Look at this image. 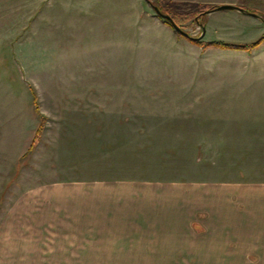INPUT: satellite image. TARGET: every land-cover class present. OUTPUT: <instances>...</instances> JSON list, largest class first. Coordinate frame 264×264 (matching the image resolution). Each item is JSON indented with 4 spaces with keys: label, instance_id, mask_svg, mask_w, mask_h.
I'll return each instance as SVG.
<instances>
[{
    "label": "rangeland",
    "instance_id": "374dc122",
    "mask_svg": "<svg viewBox=\"0 0 264 264\" xmlns=\"http://www.w3.org/2000/svg\"><path fill=\"white\" fill-rule=\"evenodd\" d=\"M223 4L263 18L206 8L181 30L260 45L204 48L152 8ZM141 182L193 191L161 252L112 242L97 202ZM252 211L262 228L264 0H0V264H264L238 244Z\"/></svg>",
    "mask_w": 264,
    "mask_h": 264
},
{
    "label": "crops",
    "instance_id": "0c3cea01",
    "mask_svg": "<svg viewBox=\"0 0 264 264\" xmlns=\"http://www.w3.org/2000/svg\"><path fill=\"white\" fill-rule=\"evenodd\" d=\"M158 183L141 182L122 184L120 186L115 185L118 188H114L115 186L113 187V185H107L104 193L97 191V202H100L106 208L105 212L108 215L106 221L110 229V234L108 235L114 238L112 242L117 237H143L136 244L148 250H151L152 246L157 245L156 251L158 252L162 251L163 245H167L172 238L179 235L178 230L184 224L185 210L183 206L185 203L183 201L186 199L188 201L187 204L191 207L193 205V191L189 190L190 196H188V192H184L183 188L176 183L173 186L163 184V182H160V185ZM199 187L205 190L204 193L210 190L209 185H207V188L203 185ZM253 195H249L248 199L250 204L254 206L256 202H254L255 198ZM138 204H145V214L138 216ZM253 212L244 213L246 227L238 229L243 236V238L238 240V244L245 245V250L248 253H260V251L264 253V240L260 238L262 235L261 229H264V226L262 228L258 227L255 223L256 216H254ZM138 223H143L147 226L151 223L150 229L152 232L144 233L143 231L139 233ZM129 242L125 241L123 243L124 246L128 247ZM136 244L132 246L138 247ZM159 244L161 245L159 246ZM228 245V243L223 241L218 242L220 248ZM259 247H261V250H258Z\"/></svg>",
    "mask_w": 264,
    "mask_h": 264
},
{
    "label": "trees",
    "instance_id": "16d2710c",
    "mask_svg": "<svg viewBox=\"0 0 264 264\" xmlns=\"http://www.w3.org/2000/svg\"><path fill=\"white\" fill-rule=\"evenodd\" d=\"M157 9L160 11V13L162 14H168L170 16V18L173 20V22L178 26V28L182 29V25L183 23L188 20L191 16H193V18L195 19L194 21L196 22H200L199 20L203 17V15L206 13V10L208 9H215L216 6H211V7H205V6H196L197 8V12H193V15L190 14H177L175 12H171V11H165L163 10L161 7L156 6ZM208 8V9H206ZM211 11V10H210ZM249 12L255 13L258 16H260V14L257 11H253V10H247ZM262 17V16H260ZM263 18V17H262ZM165 23L170 26V24L168 22L165 21ZM171 27V26H170ZM182 36V35H181ZM183 37V36H182ZM185 39H187L188 41H191L193 43L199 44L202 47L206 48V47H217V48H222V49H231V50H238V51H242V50H251L255 47H257L258 45H260L263 41V37L259 38L257 41L248 44V45H237V44H228V43H223V42H202L199 41L197 39L191 38V37H183ZM35 102V101H34ZM37 107H35V110L37 111ZM43 118H40V126L38 127V129L36 130L35 133V137L36 135H38L41 130L43 129ZM37 139V138H36ZM34 142H31L29 149H28V153H30L31 150H33L34 148Z\"/></svg>",
    "mask_w": 264,
    "mask_h": 264
},
{
    "label": "water",
    "instance_id": "95a60500",
    "mask_svg": "<svg viewBox=\"0 0 264 264\" xmlns=\"http://www.w3.org/2000/svg\"><path fill=\"white\" fill-rule=\"evenodd\" d=\"M154 12L156 13V15H158L159 17H161L164 21L168 22L171 26V28L176 31L177 33L181 34L183 37H190L186 32L182 31L180 28H178V26L173 22V20L170 18L169 15L166 14H162L160 13V11L157 9V7H152ZM224 10H236L239 12H242L246 15L252 16V17H256V18H260V16H258L255 13L249 12L247 10H244L241 7H237L234 5H228V4H223L220 6H217L215 9L209 11V12H213V11H224ZM199 39V38H198Z\"/></svg>",
    "mask_w": 264,
    "mask_h": 264
}]
</instances>
